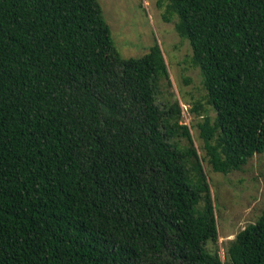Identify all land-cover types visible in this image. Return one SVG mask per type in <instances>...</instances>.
I'll use <instances>...</instances> for the list:
<instances>
[{"label":"trees","instance_id":"trees-1","mask_svg":"<svg viewBox=\"0 0 264 264\" xmlns=\"http://www.w3.org/2000/svg\"><path fill=\"white\" fill-rule=\"evenodd\" d=\"M172 16L215 113L203 157L158 102L157 42L123 59L97 0H0V264H264V208L224 260L208 248L201 164L264 152V0H166Z\"/></svg>","mask_w":264,"mask_h":264},{"label":"rangeland","instance_id":"rangeland-1","mask_svg":"<svg viewBox=\"0 0 264 264\" xmlns=\"http://www.w3.org/2000/svg\"><path fill=\"white\" fill-rule=\"evenodd\" d=\"M109 25L111 37L121 58L140 57L157 42L167 63L168 80L163 79L158 102L177 100L181 107L179 122L190 127L193 145L205 156L198 124L205 115L213 120L215 113L205 103L206 90L200 70L191 62L189 41L176 30L177 17L163 18L166 0H97ZM197 110H196V109ZM185 143V140L181 138ZM210 183L217 214L218 238L208 248H217L225 259L232 239L247 224L254 222L264 208V152L254 154L240 170L213 171L207 157L201 160Z\"/></svg>","mask_w":264,"mask_h":264}]
</instances>
